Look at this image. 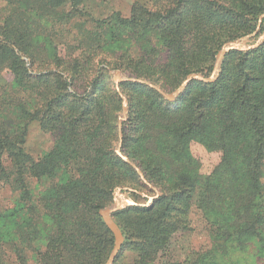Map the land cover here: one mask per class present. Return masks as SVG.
<instances>
[{"label":"trees","instance_id":"1","mask_svg":"<svg viewBox=\"0 0 264 264\" xmlns=\"http://www.w3.org/2000/svg\"><path fill=\"white\" fill-rule=\"evenodd\" d=\"M2 1L0 79L4 69L13 79L0 86V99L9 103L15 94L17 100L8 108L15 119L0 120V180L18 189L20 197L18 207H0V264L11 263L9 251L18 264H28V252L36 264H104L114 237L98 210L110 202L115 186L137 174L113 151L117 128L103 93L107 71L97 69L98 62L147 75L139 59L149 52V63H154V43L159 42L157 53L165 54L164 65L175 66L179 78L195 71L209 74L216 47L253 31L264 6L236 0H136L129 17L116 12L105 20H92L88 28L79 21L73 24L81 0H37L50 35L64 37L66 30L76 29L73 43H63L78 51L66 66L60 64L57 44L28 38L48 33H42L23 0ZM55 25L58 31L52 30ZM260 27L264 29V18ZM212 33L218 38H210ZM120 50L132 53L126 67ZM102 51L113 60L99 61ZM17 52L29 58L31 68L35 64L47 72L29 73ZM52 63L69 81L49 69ZM87 64L94 65L90 90L69 92L68 86L90 68ZM23 83L34 95L26 96ZM171 83L167 76L162 87ZM40 86L45 91H38ZM120 88L137 92L123 123L121 151L131 158L124 147L128 135L135 138L140 144L135 157L139 151L146 155V177L154 173L171 192L149 207L131 206L115 213L124 240L113 264H124L120 258L125 250L136 254L130 264H230L237 250L252 258L264 256V43L229 52L214 81H192L174 102H164L155 90L139 83H121ZM113 97L118 95L113 92ZM30 119L62 130L55 154L46 161H35L22 146ZM191 142L221 153L209 173L200 172ZM152 163L147 172L145 167ZM58 174L64 181L41 191L40 202H33L26 178ZM194 205L207 224L209 246L192 250L182 260L161 262L173 236L186 230L184 216ZM39 206L43 214H37Z\"/></svg>","mask_w":264,"mask_h":264},{"label":"rangeland","instance_id":"2","mask_svg":"<svg viewBox=\"0 0 264 264\" xmlns=\"http://www.w3.org/2000/svg\"><path fill=\"white\" fill-rule=\"evenodd\" d=\"M29 1H33V5H26V3ZM135 1L136 0H81L80 3L78 4V7H77L78 14L74 18L73 24H77L78 23L77 21H79V24H84L85 27L90 28L92 27V20H105V18L109 17L110 15L116 12H118L122 17H129L131 13L132 5L134 4ZM234 2L236 4H240V2H245L247 4L256 5L260 8L264 6V0H236ZM22 4L27 10L31 11V16L35 15V19L38 21L39 28L43 30L42 33L43 34L48 33V36L46 37L29 35L28 38H35L34 40L37 42L44 41L47 44L50 43L51 45H53V43L57 44L58 55L61 60L60 64L64 63L66 66H69V64L73 62V58H75L78 51H76V49H74L73 47L70 49H67L66 45H64L63 43H67L68 45H71L73 43V38H77V37H74V34L76 32L75 27H72L70 29L71 30L70 32L66 30L65 32L66 35L64 37L50 35L48 30L51 27L49 25H46L45 15L40 9H38L37 0H23ZM3 5H4V1L0 0V18L3 16L4 11H5L3 9ZM67 10L69 9L67 8ZM263 13L264 11L258 14L257 16L258 23L256 25V28L253 31L240 35L238 37L232 38V39L231 38L226 39L220 45L216 47L213 64H214L215 57H216L218 50L221 48V46L224 43L237 39L244 35L251 34L253 32H255V34L251 37V40L255 41L257 39L260 33L264 30V29H261L260 27V22L262 18L264 17H262L261 19L259 18L260 15ZM31 20L32 19H30L29 21ZM52 30L58 31L57 25H55L52 28ZM60 38H63V39H60ZM210 38L214 40L215 38H218V36L217 34L213 35L212 33L210 35ZM157 40L158 39H154V41H157ZM158 43L159 42H157V45L156 43H154V63H149V57L151 56L149 52L147 53L143 52L141 55V59H139L140 61L139 66H144V72L147 75L135 76V75H132L127 69L124 70L123 68H109V66H107L104 63L98 62L97 64L95 62V64H97L96 66L97 69L104 68L107 71L106 84H105L107 86L104 88L103 93L106 95V101L109 105V113H111L114 116V123L116 124V128H117V141L113 146V151L124 162L126 161L115 152V149L117 148L119 144L118 132H119V117L122 111V99L120 95L118 94V91L116 89V83L113 80L114 74L118 73L122 77V79L138 78V79L147 81L150 84L160 88L165 93H170L174 91L181 84V82L185 79V77L189 74V73L186 74L183 78H179V75H177L176 73L178 72V70L176 69L175 66H172V65L165 66L164 64L167 62V59L165 58V54L157 53V50H158L157 47L159 46ZM263 43L264 41L260 45H262ZM142 45L145 46V44H142ZM260 45H258L257 47H259ZM251 49H254V48H251ZM243 51H247V50H243ZM17 54L24 61L25 67L27 68L29 73L34 75V74H40V73L47 72L46 70L39 71L40 69L36 68L35 64L31 68L29 58L19 52H17ZM118 54L121 55L122 58L125 57V64L123 65V67H126L129 64L128 58L130 57L132 53L131 52L123 53V51L120 50ZM110 58H112L111 60H113L114 57L106 53L105 51H102L101 53L98 54L99 61H101L102 59L107 60ZM52 64L53 65H51L49 69L52 71L56 70L57 71V72L55 71L56 73L62 75V77L66 78L67 81H69V77L67 73L63 72L60 69V67L58 66L55 67L54 63ZM130 65H135V63L132 62L130 63ZM86 66L88 67L89 64H87ZM93 66L94 65L92 66L90 65L89 66L90 68H86L82 72V75L80 73L79 77L75 79L73 86H70V85L68 86L69 92L73 93V88H75L78 93H82L84 90H86V92L90 90V86L88 83L90 82L94 74L93 71H91ZM163 70H166L167 72H164L161 75L160 73ZM2 72L4 74L3 75L4 77L0 79V86H3L6 81H11L13 79V74L8 69H4ZM195 72L201 73L204 75L210 74V73L207 74L206 72H199V71H195ZM167 76H170V80L172 83L167 88L166 87L164 88L162 87V84L164 85V81L166 80ZM177 78L179 79L175 83L174 80ZM126 82H134V81L123 80L119 83V89L127 99V114H126V118L122 121L121 131L123 128V123L128 120L129 109L134 108L132 107V102H133L132 100L134 99L137 93L136 90H131V88L127 90V93H124L120 88V84L126 83ZM134 83H139L143 85L145 88L155 90L162 97V100L164 102L165 101L174 102L180 97V95L184 92V90L188 87V85L191 82L184 88V90H182L175 98L171 100L165 98L155 88H153L152 86L148 84L140 83V82H134ZM23 85L24 86L22 90L27 92L26 96L34 95V94H30L31 88L26 86L28 84L23 83ZM98 88L100 89V87ZM43 89L45 91L46 87L40 86L38 88V91H42ZM113 92H115L118 95V98L113 97ZM16 100H17V95L15 94H11V96L9 97V103L5 97L0 99V120H4V119L14 120L15 119L14 112H8V108L13 107ZM64 114L65 116H68L70 113L68 110L65 109ZM61 133H62V130L57 127L45 128L41 126L39 120L30 119L27 122L25 141L22 144V146L25 152L28 153L35 161H39L41 159L42 160L44 159V161H46V158H50L55 154L56 152L55 150L57 149L59 140L61 138L60 136ZM67 137L70 138V134ZM122 138H123V133H122ZM136 145L140 147V144L137 143L135 138H132L131 135H128L124 149L127 153L131 155V158H129L128 155H126V153L122 151H121V154L127 157L128 160L136 164V166L142 171L147 183H145L135 171L137 174L136 179L126 178V182H124L122 185H117L112 189L110 202L106 204L104 207H107L112 204L113 192L116 187L126 188L125 190L126 198L130 199L131 201L135 203L133 205H128L120 210L113 212L111 214V217L114 222H115V213L122 211L125 208L131 207V206L149 207L152 204H154V201L156 199L165 195L167 192H171V186L168 185L166 182L165 184H163V181H160L158 176H154V173L151 175L149 174V178L146 177L144 171L142 170V165L143 167L146 166V163L144 162V160L146 159V155H144L143 151H139L138 158L135 157ZM122 146H123V139L121 142V150H122ZM190 149L194 157L199 160L200 172L203 174L209 173L215 167V165H217V163L220 161L221 153L219 151H207L202 145L196 142H191ZM8 164H9V161L5 160V165H8ZM152 167H154V163H152L149 167H145V169L147 170V172H150ZM63 181L64 180L59 177V174L54 178L46 177V176L44 177H34L31 175L28 176L26 178V183L30 190L31 200L37 203L40 202V198L42 196L41 191H43L44 189H49L50 187L57 185ZM262 182L264 184V174H263ZM19 197H20V192L18 189L15 190L10 185V183L0 180V207L1 208L18 207V205L16 204H17ZM99 210H98V215L100 216ZM44 212L45 211L43 207L39 206V211L37 214L39 213L43 214ZM184 219L187 224L186 230L183 232H178L173 236L169 249L167 251V255L160 259L161 262H165L166 260H170V261L182 260V258H184L187 254L189 255V252H191L192 250H199V249L201 250L209 246L210 241H209V236H208L207 224L205 220L203 219L202 213L200 209H198L197 205H194L191 207L188 213L184 216ZM123 240H124V237H123ZM43 249L44 248H42V250ZM8 253H10V256L12 258V261L10 264H18V261H16L15 255L11 253L10 251ZM135 255L136 254L133 251L125 250L120 258V261L124 264H130L133 262L134 258L136 257ZM27 257H28V260H27L28 264H36L31 252L27 253ZM230 264H264V256L262 255H260L259 257L253 256L252 258L245 251L237 250L231 255Z\"/></svg>","mask_w":264,"mask_h":264},{"label":"water","instance_id":"3","mask_svg":"<svg viewBox=\"0 0 264 264\" xmlns=\"http://www.w3.org/2000/svg\"><path fill=\"white\" fill-rule=\"evenodd\" d=\"M262 17H264V13L261 14L259 18L261 19ZM254 34H255V32H253L251 34L244 35L242 37H239L237 39H234V40H231V41L224 43L216 54L215 61L213 64V68H212V71L210 72L209 75H204V74L197 73V72H191L185 77V79L181 82V84L174 91H172L170 93H165L160 88L150 84L147 81H144V80H141L138 78L122 79V77L118 73L114 74L113 80L116 83V89L118 91V94L120 95V97L122 99V111H121V115L119 117V132H118L119 144H118L117 148L115 149V152L119 156H121L126 162H128L132 166V168H134V170L137 172L139 177L145 183H147V181H146L142 171L136 166V164H134L133 162L128 160L127 157H125L121 154V142H122L121 124H122V121L126 118V114H127V99L122 94V92L120 91L119 83L123 80L145 83V84H148V85L152 86L153 88H155L165 98L171 100V99L175 98L182 90H184V88L192 81H200V82H206V83L214 81L216 79V77L218 76L222 59L227 53H229L233 50H238V51L249 50L251 48H255L258 45H260L264 41V30L260 33V35L257 37V39L255 41H252L251 37ZM125 190H126V188L116 187L114 189V192H113L112 204L99 210L100 216L102 217L105 225L112 232L113 237H114L113 246H112L111 251H110V253H109L104 264H113L115 258L118 255L121 244L123 242L122 232L119 229L118 225L113 221L111 214L117 210H120V209L128 206V205L135 204L133 201L126 198Z\"/></svg>","mask_w":264,"mask_h":264}]
</instances>
